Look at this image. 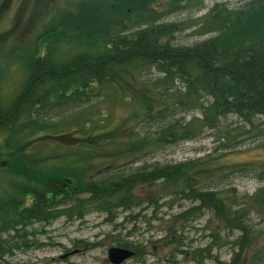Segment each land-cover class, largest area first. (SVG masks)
<instances>
[{
  "label": "trees",
  "instance_id": "16d2710c",
  "mask_svg": "<svg viewBox=\"0 0 264 264\" xmlns=\"http://www.w3.org/2000/svg\"><path fill=\"white\" fill-rule=\"evenodd\" d=\"M151 1L154 0H118V17L102 29L86 27L69 19L67 13H60L44 35V39L57 38L48 43L45 54L29 57L25 63L27 77L22 90L14 95L9 106L5 107L0 100V130L10 132L15 128L20 130L24 125L31 128L38 124L32 133L26 135L28 139L24 144L18 145L17 141L0 143V170L20 177L18 185L0 199V256L9 252V243L2 236L9 235L11 230L16 231L17 226L28 225V221L49 222L60 216L82 219L95 211L112 217L119 208L129 210L143 202L135 196L138 185L163 187V194L152 201L155 206L160 198L175 194L199 200L202 206H214L221 212L224 200L220 192L194 190L199 187V182L196 177L187 176L190 167H194L188 162L166 166L152 163L137 167V170L131 167L123 170L125 164L135 159L119 161L115 155L118 150L121 153L137 151L133 155L136 158L147 147L146 154L165 145L192 139L206 127L217 128L221 118L230 113L251 124L255 116L264 117V0H251L242 8L224 11L216 5L208 13L210 18L208 16L203 27L196 30L200 34H216L192 46L170 44L169 39L179 26L158 23L166 10L173 11L183 5L170 0L165 12H157L150 9ZM124 26H133V31L120 35L118 31ZM61 31L77 33V40L85 45L101 44V52L82 48L84 51L62 61L56 47ZM151 69H156L161 77L144 80L140 87L127 82L137 92L140 110L126 122L132 120L142 124L147 120L156 128L146 130L143 136L131 129L126 137L112 136L106 129L93 130L95 120L88 107L94 104L96 97L106 96L103 89L122 85L126 78L136 77L143 71L150 73ZM176 78L182 80L183 89L169 92ZM168 84L170 86L166 88ZM205 97L209 101L204 100ZM82 103L85 109L80 111ZM66 107L78 111V116L82 115L85 127L79 125L68 134L65 133L67 124L54 128L41 120L55 117ZM191 107L200 108V118L194 117L186 122L177 118ZM26 129H23L24 133ZM64 134H73L77 141H57L53 147L50 141H40L42 136ZM40 146L65 155L62 166L69 168L70 178L64 172L54 170L55 166H48L49 160L46 159H43L42 166L51 169L45 172L34 173L26 166L22 157L27 154L41 159L27 148ZM91 159L96 167L80 172L74 170L89 165ZM235 169L244 170L246 167H233L232 170ZM90 172L95 174L88 176ZM181 183L190 189L188 195L184 189L177 188ZM252 199L264 213V187ZM224 207L226 210L233 208V202ZM198 209L201 206L189 207L178 217L187 220ZM231 213L235 217L229 219L226 228L240 227L241 234L234 243L242 249L250 244V228L240 212V216L237 211ZM117 245L133 250L135 256L140 253L138 247H130L127 243ZM176 245L175 252L179 253L180 241H176Z\"/></svg>",
  "mask_w": 264,
  "mask_h": 264
},
{
  "label": "rangeland",
  "instance_id": "374dc122",
  "mask_svg": "<svg viewBox=\"0 0 264 264\" xmlns=\"http://www.w3.org/2000/svg\"><path fill=\"white\" fill-rule=\"evenodd\" d=\"M1 1L0 97L4 100V103L1 102L5 107L7 101L14 97L16 90L26 80L27 59L45 54L48 43L57 38L51 36L44 39V35L50 30L53 19L57 20L60 13H67L69 19L86 27L95 26L102 29L118 17L116 10H120L118 0ZM169 1L154 0L149 2V7L161 12L166 9ZM176 1L183 7L164 13L160 21L179 26L169 39L170 44L190 46L216 34L196 32L201 23L208 20V13L216 5L220 9L223 8V11L239 9L251 0ZM133 28L127 26L126 31L120 35L131 33ZM61 33L56 47L61 53L62 61H68L71 55L86 49L101 52V44L85 45L77 40V33ZM158 77H161V74L156 69H151L150 73L143 71L136 77L126 78L122 85L105 87L103 92L106 96L96 97L94 104L88 107L92 110V118L95 120L93 130L106 129L112 136L117 137H126V133L131 129L141 134L148 129L153 131L155 125H150L147 120L142 124L129 120L131 122L127 124V119L140 110L139 99L135 95L137 92L127 82H133L140 87L144 80ZM174 83L169 92L176 88L183 89L182 80L176 78ZM169 86L166 85V88ZM82 104L80 111L85 109ZM78 115V111L66 107L55 117H44L41 120L54 128L65 123V133L69 134L79 125L85 127V119ZM200 115V108L191 107L181 112L177 118H183L186 122L194 117L200 118ZM252 122L247 123L238 115L230 113L221 118L217 128L206 127L192 139L165 145L148 154L147 147L145 152L136 158L133 155L137 151L116 152L115 157L119 161L135 159L130 164L121 165L123 170L130 167L137 170V167L152 163L166 166L188 162L194 167L189 166L191 170L187 171V176L196 177L199 182V187L196 186L194 190L202 193L220 192L225 201L221 203V212L214 206H202L199 200H190L184 195L175 194L160 198L155 206L152 201L163 194V187L138 185L135 196L143 202L129 210L119 208L112 217L95 211L86 214L82 219L60 216L49 222L28 221V225L17 226L16 231L11 230L9 235L2 236L9 243V252L0 256V264H111L107 258V250L111 246H118L117 243H127L128 246L138 247L140 250L138 256L134 255L121 264H264V213L252 199L254 194L264 187V117L255 116ZM37 125L34 124L31 128L24 125L20 130L15 128L10 132L0 130V143L17 141L18 145L24 144L28 139L26 135L32 133ZM25 127L27 132L24 133ZM68 134L56 137L42 136L40 141H50L52 147L57 141H77L73 134ZM27 150H32V155L38 154L41 158H31L30 154L22 157L26 166L34 173L51 169L42 166L43 159H46L49 160L48 166L53 165L54 170L62 171L67 177H71L69 168L62 166L65 155L54 153L48 147L42 146ZM93 164L91 159L89 165L73 169L78 172L85 171L88 167H96ZM243 166L246 169L232 170L233 167ZM94 174L90 172L88 176ZM18 179V174L12 175L7 170H0V199L18 185ZM179 185L181 186L177 188L184 189L188 195L190 189L182 183ZM231 201L233 208L226 210L224 205ZM192 206H201V209L195 210L187 220L178 217L180 212ZM233 211H237L239 216L241 214L250 228V244L244 245L242 249L234 243L241 234L240 227L234 226L237 229L233 230L226 228L229 219L235 217V214L231 213ZM176 241L181 243L178 247L179 253L175 252Z\"/></svg>",
  "mask_w": 264,
  "mask_h": 264
},
{
  "label": "water",
  "instance_id": "95a60500",
  "mask_svg": "<svg viewBox=\"0 0 264 264\" xmlns=\"http://www.w3.org/2000/svg\"><path fill=\"white\" fill-rule=\"evenodd\" d=\"M133 255V250L120 246H111L107 250V258L111 264H121Z\"/></svg>",
  "mask_w": 264,
  "mask_h": 264
},
{
  "label": "bare ground",
  "instance_id": "6f19581e",
  "mask_svg": "<svg viewBox=\"0 0 264 264\" xmlns=\"http://www.w3.org/2000/svg\"><path fill=\"white\" fill-rule=\"evenodd\" d=\"M166 9H168V8L166 7ZM166 9H165V10H166ZM169 11H171V10H166V13L169 12ZM162 16H163V15H162ZM162 16H161V17H162ZM161 17L159 18L158 23H166V22H161V21H160V20H161ZM205 22H206V21H204V23H205ZM204 23H201L200 27H201V26L203 27V24H204ZM167 24H173V23H167ZM198 28H199V27H198ZM198 28H197V29H198ZM197 29H196V30H197ZM125 31H126V27L124 26V27H121L120 30H119L118 32H119V34H122V33L125 32ZM176 31H177V30H175L174 32H176ZM174 32H173V33H174ZM172 36H173V35H172ZM202 41H203V40H202ZM190 46H192V45H190ZM24 84H25V83H23V84H22V85L16 90V92H15L16 94H18V93L22 90ZM12 96H13V95H12ZM12 96H11V97H12ZM205 98H206V101H209V98H208V97H205ZM0 100L4 103V100L2 99V97H0ZM12 100H13V98H12L11 100H8V101H7V102H8V103H7L8 106L11 104ZM206 104H207V102H206ZM200 111H201V110H200Z\"/></svg>",
  "mask_w": 264,
  "mask_h": 264
}]
</instances>
